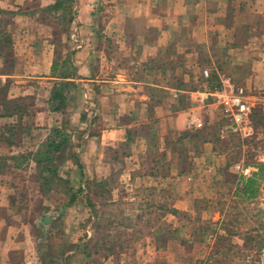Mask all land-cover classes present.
Instances as JSON below:
<instances>
[{
    "label": "crops",
    "instance_id": "1",
    "mask_svg": "<svg viewBox=\"0 0 264 264\" xmlns=\"http://www.w3.org/2000/svg\"><path fill=\"white\" fill-rule=\"evenodd\" d=\"M261 4L264 0H0V264H44L24 206L31 198L24 180L15 177L38 171L34 155L56 128L68 135L69 150L81 140L88 172L106 179L108 153L117 151L128 186H140V177L153 191L163 187L164 218L173 232L182 226L178 216L196 214L198 187H220L209 180L214 167L193 164L178 173L174 163L162 166L157 157L141 176L135 151L156 144L165 152L168 135L186 130L192 73L208 67L215 75L234 55L250 50L248 20L261 12L255 10ZM61 81L72 84L65 107L53 111L49 101ZM199 170L205 173L200 181L186 176ZM104 179L96 186H104ZM243 187L236 179L231 198L256 202L258 181L254 197L244 195ZM34 189L46 204L42 184ZM210 204L202 202L206 210ZM167 247L153 244L157 252Z\"/></svg>",
    "mask_w": 264,
    "mask_h": 264
},
{
    "label": "rangeland",
    "instance_id": "2",
    "mask_svg": "<svg viewBox=\"0 0 264 264\" xmlns=\"http://www.w3.org/2000/svg\"><path fill=\"white\" fill-rule=\"evenodd\" d=\"M255 10H260L261 14L254 12L248 20L254 42L248 47L250 50L234 55L222 70H217L244 86L254 97V134L244 139L220 138L212 119L213 122L207 124L206 121L201 130L171 132L165 152L157 149L156 144L147 151H135L141 176L160 157L157 162L162 166L174 163L178 173L193 164L213 166L209 180L219 182L220 187L217 188V184L211 185L210 189L198 187V212L191 218L178 216L176 223L182 226L173 232L172 223L164 218L167 205L161 202L163 187L153 191L143 184L150 181L140 177V186L136 183L128 186L127 174L121 172L117 151L108 153L106 179L100 172H88V156L79 151L81 140L76 141L75 152L67 146L55 157L54 163L60 171L46 188L42 187L46 192V204H42L34 189L42 182L39 169L15 177L24 180V193L31 198L24 206L29 213L31 230L38 238L44 264H102L107 259L108 264L263 263L264 206L260 202H264V4ZM64 18L68 19V16ZM97 18L101 19L102 14L99 13ZM204 68L192 73L193 89L201 88L202 79L198 73ZM181 102L186 105L184 99ZM76 156L80 157L82 166L78 165ZM237 163L262 165L257 177L259 198L256 202L231 198L232 187L238 178L231 174L225 179L224 173L229 174L227 169ZM201 174L205 175L204 171L190 172L186 176L195 181L201 180ZM103 179L104 186H96ZM182 192L183 189L178 190V194ZM72 197L75 201L67 205ZM204 199L211 202L207 210L202 205ZM202 207L205 208L203 212ZM42 212L52 217L46 221L44 231L41 227H33L35 223L39 224ZM206 234H211V238ZM170 235H173L171 242ZM153 244L166 245L168 250L157 252ZM174 245H177L176 252Z\"/></svg>",
    "mask_w": 264,
    "mask_h": 264
},
{
    "label": "built area",
    "instance_id": "3",
    "mask_svg": "<svg viewBox=\"0 0 264 264\" xmlns=\"http://www.w3.org/2000/svg\"><path fill=\"white\" fill-rule=\"evenodd\" d=\"M200 89L189 91L193 98L186 108V130H199L205 127L206 121L214 119L217 123V135L220 138H247L254 134L253 113L255 99L246 88L236 84L225 75L203 69ZM227 172L238 179L253 177L259 173L256 165L237 163ZM264 264V245L262 247Z\"/></svg>",
    "mask_w": 264,
    "mask_h": 264
},
{
    "label": "trees",
    "instance_id": "4",
    "mask_svg": "<svg viewBox=\"0 0 264 264\" xmlns=\"http://www.w3.org/2000/svg\"><path fill=\"white\" fill-rule=\"evenodd\" d=\"M68 66L64 69V72L62 73V77L66 78V73H68ZM74 74V72H73ZM71 82L68 81H61L55 86V90L52 92V96L50 98V108L53 111H58L61 108L65 107L67 102V88L69 85H71ZM13 110H15L13 108ZM22 108H19V111H21ZM53 135L48 137L46 142L42 144L41 148L37 151V153L34 155V160L36 162V165H38L39 169V176L42 179V187H45L50 184L52 181V178L59 174L60 167L54 163L55 157L57 156L58 152H62L65 150V148L68 146V135L61 132L59 129H53ZM79 158L76 156V160L79 166H81V163L78 160ZM262 165L258 166L259 169H261ZM260 173V172H259ZM257 173L253 177L248 178H241V181H243L244 187L242 188V193L248 197H254L255 196V185L257 182ZM74 201V198L72 197L70 199V202L67 205L72 204ZM48 215V216H47ZM54 218V217H53ZM52 217L49 216V214H42L40 215L39 224H37L39 227H41V231H44L46 221L51 220Z\"/></svg>",
    "mask_w": 264,
    "mask_h": 264
}]
</instances>
